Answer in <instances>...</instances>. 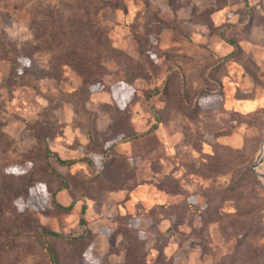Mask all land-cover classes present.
<instances>
[{
	"label": "rangeland",
	"instance_id": "obj_1",
	"mask_svg": "<svg viewBox=\"0 0 264 264\" xmlns=\"http://www.w3.org/2000/svg\"><path fill=\"white\" fill-rule=\"evenodd\" d=\"M263 145L264 0H0V264H264Z\"/></svg>",
	"mask_w": 264,
	"mask_h": 264
},
{
	"label": "trees",
	"instance_id": "obj_2",
	"mask_svg": "<svg viewBox=\"0 0 264 264\" xmlns=\"http://www.w3.org/2000/svg\"><path fill=\"white\" fill-rule=\"evenodd\" d=\"M244 2L246 3L247 0H244ZM222 38H224V37H222ZM227 43L229 44V46H231L233 49H235V45L233 43H231V42H227ZM155 129H156V126L154 125L145 134L132 133V134L128 135L125 139H123L121 141V143H127V142H131V141L139 140V139L145 137L146 135L152 133ZM50 159H53L57 164H59L61 166H66V167L74 166V165L82 162L80 160L62 161L56 155L50 153V151H47L45 160H46V162H48V160H50ZM51 174L54 178H56L58 180L61 187L58 189L57 192H60L62 189H64L66 187V182L64 181L63 177L61 175H59L57 172H55L54 170H51ZM56 207L59 210H65L58 205H56ZM67 210H70V209H67ZM40 238H41V241L43 244H47L48 239L49 240L62 241V242H66L69 244H75L81 240V238L67 239V238L62 237V236L55 234V233L43 234ZM47 252L50 256L51 264H57L56 256H55V253L53 252V250H51L50 248H47Z\"/></svg>",
	"mask_w": 264,
	"mask_h": 264
},
{
	"label": "water",
	"instance_id": "obj_3",
	"mask_svg": "<svg viewBox=\"0 0 264 264\" xmlns=\"http://www.w3.org/2000/svg\"><path fill=\"white\" fill-rule=\"evenodd\" d=\"M263 156H264V150H263V146H262V149H261V151H260V153L258 155V158H257V162H256V165H255V170L260 165V163H261V161L263 159ZM256 175H257V177H259L261 179H264V176L261 175L260 173H258L257 171H256Z\"/></svg>",
	"mask_w": 264,
	"mask_h": 264
},
{
	"label": "built area",
	"instance_id": "obj_4",
	"mask_svg": "<svg viewBox=\"0 0 264 264\" xmlns=\"http://www.w3.org/2000/svg\"><path fill=\"white\" fill-rule=\"evenodd\" d=\"M256 171L264 176V156L260 165L256 168Z\"/></svg>",
	"mask_w": 264,
	"mask_h": 264
},
{
	"label": "bare ground",
	"instance_id": "obj_5",
	"mask_svg": "<svg viewBox=\"0 0 264 264\" xmlns=\"http://www.w3.org/2000/svg\"><path fill=\"white\" fill-rule=\"evenodd\" d=\"M263 150H264V145H263ZM262 180H264V179H262Z\"/></svg>",
	"mask_w": 264,
	"mask_h": 264
}]
</instances>
